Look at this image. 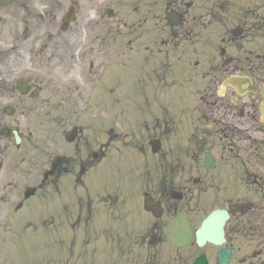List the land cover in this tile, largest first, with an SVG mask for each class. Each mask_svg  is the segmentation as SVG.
Masks as SVG:
<instances>
[{
	"label": "flooded vegetation",
	"instance_id": "af4514ba",
	"mask_svg": "<svg viewBox=\"0 0 264 264\" xmlns=\"http://www.w3.org/2000/svg\"><path fill=\"white\" fill-rule=\"evenodd\" d=\"M3 1L0 11L28 10L15 41L0 17L3 66L20 62L27 92L13 87L10 100L30 104L12 117H23L45 89L34 11L41 0ZM194 1L65 0L67 22L54 17L67 48L65 62L54 45L49 51L55 89L87 63L106 71L103 82L112 75L115 89L122 59L132 72L123 99L130 111L117 98H98L96 143L79 128L66 143L72 155L53 157H65L49 181L67 195L54 216L71 233L66 264H264V0H208L205 10ZM171 15L180 27L171 28ZM21 123L0 122L4 158L15 131L26 139ZM212 215L222 245L200 247L196 234ZM189 232L188 245L170 242L171 233ZM221 252L228 261H219Z\"/></svg>",
	"mask_w": 264,
	"mask_h": 264
},
{
	"label": "rangeland",
	"instance_id": "374dc122",
	"mask_svg": "<svg viewBox=\"0 0 264 264\" xmlns=\"http://www.w3.org/2000/svg\"><path fill=\"white\" fill-rule=\"evenodd\" d=\"M194 2L201 10L209 7L208 0ZM61 3L60 8L55 0H41V4L34 10L41 15L42 52L38 60L42 68L38 75L45 88L38 104L34 105V113L25 112L22 117L18 112L15 117H6V108H17L21 105L26 110L30 104L26 101L20 103L18 98L10 100L13 95L11 91L21 80L23 73L20 62L3 66L7 51L0 45V122L5 119L6 123L14 125L16 119L21 120L20 129L26 136L20 146H16L14 140L10 139L8 158L0 155V161L5 164L2 167L3 179H0V264H66L71 233L62 232L55 227L60 221L54 216L67 195L64 191L59 197L50 181L43 183L42 175L49 170L55 154L72 155L69 151L71 147L65 143L62 133L73 126H79L83 130V140L96 143L99 130L98 98H117L121 110L127 112L131 108V104L123 100L131 97L132 72L130 68H126L129 66L127 59H122L123 68L119 73L115 91L112 75L110 80L106 79L101 83L106 71H99L97 66L90 69L89 63L81 70L76 69L71 78L68 77L69 80H63V88L55 89L57 84L51 78L49 70V51L54 45L52 51L58 50L57 55L61 56L63 62L66 61L64 52L67 51L65 37L61 36L59 26L54 24V17H62L66 12L65 0ZM27 11L21 10L17 5L0 11V17L4 19L5 28L11 34L12 41L22 35L23 25L20 19L28 18ZM57 23L60 24L59 21ZM2 28L0 25V29ZM205 32L209 33V30ZM181 48L180 45L176 49ZM45 49L47 50L44 51ZM63 98L67 101L63 102ZM55 110L58 111L55 113ZM122 121H125L123 117ZM81 146L83 143H80ZM4 175L7 176L6 179ZM1 186L5 187L2 189ZM41 186L42 190H38L36 196L27 201L23 198L25 190ZM2 199L5 202L1 203ZM20 204L22 207L17 211ZM61 213L63 217V212ZM79 243L80 241L76 250L81 246Z\"/></svg>",
	"mask_w": 264,
	"mask_h": 264
},
{
	"label": "water",
	"instance_id": "95a60500",
	"mask_svg": "<svg viewBox=\"0 0 264 264\" xmlns=\"http://www.w3.org/2000/svg\"><path fill=\"white\" fill-rule=\"evenodd\" d=\"M21 88V87H20ZM75 136H76V130H73L71 133L68 134L67 136V141L69 142H73L75 140ZM59 160H57V162H53V170L55 169V167L58 165ZM52 172H49L47 175H44L45 178H47L49 175H51ZM34 194V190H29L26 193V197H29L30 195ZM216 220L213 217H210L208 221L205 222L204 226L202 229H200V231L197 233V240L198 243L200 245H203L204 243H206L207 241L215 243V244H220V237L218 238V233L221 234V227H219V230L217 231V229H215V225H216ZM172 237V242L175 244H179V240L178 238L175 236V234H171ZM184 239V238H183ZM221 259V257H220ZM203 259H199L197 261H202ZM222 261V259L220 260Z\"/></svg>",
	"mask_w": 264,
	"mask_h": 264
}]
</instances>
